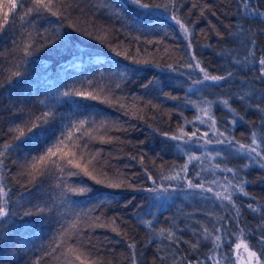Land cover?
<instances>
[{"label": "trees", "instance_id": "trees-1", "mask_svg": "<svg viewBox=\"0 0 264 264\" xmlns=\"http://www.w3.org/2000/svg\"><path fill=\"white\" fill-rule=\"evenodd\" d=\"M10 2L0 0V21ZM30 2L25 0V6ZM148 2L161 7L147 12L130 6L127 0H61V16L44 13L38 19L30 17L34 22L23 25L17 19L13 29L0 39V145L13 142L10 129L37 122L36 118L47 111L55 113L52 123L57 128L85 117L98 125L103 121L107 130L101 129V134L113 140L90 147L102 150L100 160L107 181L121 184L111 188L82 175L67 178L69 184L87 185L92 191L69 193L64 201L54 178L40 177L35 185L29 182L24 167L25 159H30L29 149H12L0 165V183L10 190L7 207L11 213L0 221V242L7 237L6 243H0V264H32L50 251L62 225L66 227L78 214L84 234L95 245L91 259L101 264H131L130 243L136 244L137 264H186L187 260L211 264L206 256L212 243L203 239L204 226L221 229L213 234L223 237L217 252L225 254L241 230L250 245H256L264 233V168L227 143L205 145L196 138L188 143L170 138L179 135L182 126L188 134L199 129L197 136L207 131L215 141L208 125L195 119L203 115L200 109L208 107L207 102H213L211 114L224 133L221 139L248 144L253 131L264 134V112L257 108H264V79H258L256 62L264 54V18L246 15L238 0H175L174 5L170 0ZM251 3L264 11V0ZM173 15L187 27V33ZM39 34L55 43H46ZM13 41L19 47L14 48ZM28 43H32V54L25 56L23 48ZM197 61L210 75L226 79L204 81L199 68L186 67ZM16 72L21 75L15 76ZM89 80L93 81L91 86ZM198 80L203 83H195ZM73 88L112 99L115 106L61 95ZM225 99L234 112L223 105ZM204 149L219 152L217 164L235 170V175L223 172L227 182H245L247 196L229 189L235 207L215 198L214 192L219 190L201 193L189 189L184 180L161 179L162 173L179 171L189 154L201 157L193 162L195 169L208 164ZM38 151H31V155ZM246 164L249 166L244 167ZM149 175L156 180L155 185ZM187 177L193 183L202 181L194 173H187ZM161 186L168 191H146ZM249 204L259 211L253 212ZM38 207L52 211L37 214ZM29 210L34 215L24 217ZM96 217L104 222L115 219L120 234L112 231V226L89 229V219ZM149 220L151 227L144 223ZM167 229L175 233L179 243L167 239L166 231L159 234ZM198 239L197 250L185 243ZM230 255L235 257V253ZM41 264L60 262L45 257Z\"/></svg>", "mask_w": 264, "mask_h": 264}, {"label": "snow or ice", "instance_id": "snow-or-ice-1", "mask_svg": "<svg viewBox=\"0 0 264 264\" xmlns=\"http://www.w3.org/2000/svg\"><path fill=\"white\" fill-rule=\"evenodd\" d=\"M174 5L175 0H170ZM239 4L243 7L244 12L248 16L264 18V11L259 7L254 6L251 3V0H238ZM127 3L130 6H135L138 9L145 10L150 12L153 8H159L160 5L152 4L148 0H127ZM61 0H31L30 6H25V0H11L7 4L8 11L4 12L3 19L0 21V39L3 38L6 32L13 29L15 21L18 19L21 24L33 23V20H30V17L40 18L44 13H48L52 16H61ZM70 6V5H69ZM167 9V5L164 6ZM11 14V15H10ZM172 19L180 26V28L187 33V27L180 21V19L173 15ZM45 42L55 43L54 40L49 41L48 38L44 37L43 34H39ZM31 36V34H29ZM251 43L255 46L256 41L252 40ZM13 46L19 47L16 41H13ZM189 47L191 45L189 44ZM32 43H28L24 46L23 51L25 56H30L32 54ZM250 56L254 57V53L249 52ZM193 60H196L195 55L192 56ZM139 61H137L138 63ZM259 64V77L258 79H264V54H262L258 61ZM171 67V65H169ZM188 68H199L202 72L204 81H222L226 77L223 75H210L203 67L200 66V62L197 61L195 65L189 63L186 65ZM15 76H20V72L14 73ZM231 72L228 73L230 77ZM11 82V81H9ZM88 85L91 86L93 81L89 80ZM195 83H203V81H195ZM119 87V85H117ZM147 87V85H145ZM63 97H81L84 99L99 100L101 103L108 104L109 106H115L112 99H102L99 94H94L91 91L85 92L76 89H70L61 93ZM176 99V97H171ZM240 100H243L244 97H239ZM41 103H44L41 101ZM118 103V101H117ZM213 102H207L208 107L201 108L200 111L207 116V120L202 119L199 115L195 117L196 120H199L201 124H207L209 129L212 131V136H215L216 139L213 141L209 138V133L206 131L202 135L197 136L199 129H196L191 134H188L184 131L183 127L178 130L179 135H172L170 138L172 140L181 141L188 143L196 138V140H203L204 144H225L227 143L230 146H233L235 151L238 153H246L248 158L253 162L259 164V167L264 168V134H258L253 131L250 135V143L244 144L233 139H221L224 137V133L217 128V121L215 117L211 114V105ZM225 107H229L230 111H235L229 106V100L225 99L222 101ZM123 107V105H120ZM257 108L264 112V108H260L257 105ZM66 119V118H61ZM243 119V117H240ZM56 120L55 113L47 111L41 114V116L36 118L37 122H32L30 125L25 124L23 127L17 125L15 129H10L14 133L13 142L4 143L0 145V165L4 164V157L12 149L23 150L25 148L29 149V158L25 159L24 167L27 169L26 174L30 177L29 182L33 185L36 184L37 180L40 177L54 178L56 180L55 187L60 189V195L67 201L68 194L72 195H82L92 191L87 185L84 186H74L68 183L67 178L85 176L96 184H105L107 187L119 188L121 184L111 183L107 181V173L103 171V164L100 160V152L102 150L96 149L93 150L90 145L92 143H111L113 138L106 137L105 134H101V129L107 130L106 123L101 121L99 125L93 119L87 117L78 120H69V122L63 127L57 128L52 121ZM186 123H192V121H186ZM236 120L232 121L234 125ZM165 135H167L165 133ZM31 146V147H29ZM39 149L36 155H31V151ZM217 156L220 153H216ZM210 159H214L211 154H208ZM201 157L188 155L187 161L180 165V170L171 175L161 174L162 180H184L187 183L189 189H199L201 193L209 192L213 193V188L206 186L207 184H217L216 180L210 182H201L193 183L191 179L187 177V172L189 164L193 161H199ZM100 166V171L97 173V166ZM249 165H244L248 167ZM175 167V166H173ZM216 169L226 173H233L235 175V170L227 166L221 168L220 164L214 166ZM184 175H181V174ZM196 176H199L200 173H195ZM98 176L104 177V179L98 178ZM152 180V183L155 185L156 180H154L151 175L148 177ZM227 180V177H225ZM244 181H238L235 185H232L229 181L227 185L222 186L223 191H215L214 196L217 200L228 201L235 207V202L233 201V192L230 191V188H234L236 191L247 196L248 193L244 188ZM131 186V185H130ZM9 191L6 189V186L3 183H0V221L5 220L9 215H11L7 205L9 198ZM146 191L149 192H167V187H154L148 188ZM248 208L253 212L259 211L258 207H253L252 204L248 205ZM51 212V208L38 207L37 214H43L45 211ZM91 211V210H90ZM239 213V209H237ZM34 213L32 211H26L23 213L24 217L32 216ZM87 216V213L83 214ZM80 215L78 214L77 219L69 223L66 227L62 225L61 229L58 231L57 235L53 237L52 243L49 246L50 251H45L43 255L38 256L32 264H41L45 257H51L53 260L59 261L60 264H101L99 260L91 259L93 251H95V245L90 236L84 234V229L79 224ZM149 227L152 225V221H145ZM112 226V231L120 233L115 227V219L110 222H104L99 217H96L94 220L89 219L87 227L89 229L95 227H109ZM26 227V225H25ZM167 232V239L173 240L175 243H179V239H175V233L171 229L161 230L160 235L163 236L164 232ZM221 232L220 228L213 227L212 229L204 226L202 236L204 240H211L212 248L209 249V255L206 256V260L210 261L211 264H224V261H228V264H264V233H261L259 239L257 240L256 245H250L246 242L244 233L241 230L237 236V241H230L229 254L223 252H217V250L222 248L223 237L221 235H214L213 233ZM71 234V235H70ZM196 234V230H193V235ZM7 237L4 238L3 242L6 243ZM189 243L192 250H197L200 247L199 239L197 242L193 243L190 241H185ZM128 248L131 251L130 261L131 264H137V254L134 251L136 248L135 243H130ZM256 248L257 250H252ZM241 250L244 254H241ZM58 252V255H54ZM235 253L233 258L230 254ZM259 253V254H258ZM217 255L220 256L217 259ZM186 264H193V261L187 260ZM196 264H205L203 261H196Z\"/></svg>", "mask_w": 264, "mask_h": 264}, {"label": "rangeland", "instance_id": "rangeland-1", "mask_svg": "<svg viewBox=\"0 0 264 264\" xmlns=\"http://www.w3.org/2000/svg\"><path fill=\"white\" fill-rule=\"evenodd\" d=\"M201 118L205 119L207 118V116H205V114L203 113V115L201 116ZM197 143H199L197 141ZM204 151L207 154H211L212 157H215L214 159H210L209 157H207L208 159V164H204L203 167H199L198 169H195V167H193V161L191 164H189V168H188V172L190 175L192 173H197L199 172L200 175L198 177H202L201 178V182H210L212 180H216L218 183L217 184H208L210 187H212L213 189L222 190L223 187L228 184L227 180H225V177H227L226 174L223 173V171H220L219 169H216L214 166L218 163V160L216 159V153L215 152H208L207 150L204 149ZM199 157V156H198ZM222 168V167H221ZM228 179V177H227ZM207 184V183H206ZM241 254L242 255H246L242 252L241 250ZM254 264V262H253Z\"/></svg>", "mask_w": 264, "mask_h": 264}]
</instances>
